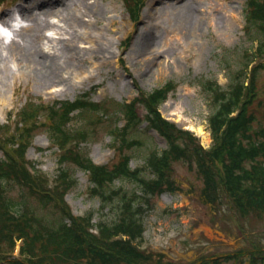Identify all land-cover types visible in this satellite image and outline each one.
Segmentation results:
<instances>
[{"label": "rangeland", "instance_id": "rangeland-1", "mask_svg": "<svg viewBox=\"0 0 264 264\" xmlns=\"http://www.w3.org/2000/svg\"><path fill=\"white\" fill-rule=\"evenodd\" d=\"M32 1L38 0H2L0 12L12 11L16 18V9L27 6ZM148 1L144 0L143 8L136 14L137 18L133 19L117 0H98L103 17H109L114 22L110 27L115 30L111 50L119 61L112 59L111 64L101 68L93 78L74 87L42 84L32 76L21 73L13 75L15 60L4 48H0V57H5L4 64L10 67L3 72L7 84L0 88V125L8 121L9 112L16 113L20 110L29 96L34 101L38 98L47 102L73 101L83 93L90 92L92 102L107 100L109 102L106 105H115L123 100L136 98L137 90L149 92L168 86L166 100L159 106L160 116L174 123L177 130H188L192 139L190 141L187 136L177 132L170 135L173 142L180 146L187 145V157L173 162L169 170L177 191L152 197L137 191L131 199L129 194L138 189L137 184L132 181H116L112 189L120 191L117 194L106 192L108 200L101 207L98 198H90V193H86V175L75 164H67L64 167L72 175V185L65 186L68 193H62L61 199L64 203L67 202L72 216H82L93 211L91 223H111L119 218L121 195L126 193V201H132V208L138 210L137 216L144 228L139 247L150 256L146 261L148 263L144 264H247V261L239 259L241 254L236 259L230 257L225 262H213L220 257H228L239 251L241 253L245 249L252 250L253 254L263 252L264 215L251 213L246 218L239 217L224 193L218 194L213 202L209 201L203 195V181L195 166L197 147L205 150L211 146L208 118L215 110L212 89L229 91L242 73L246 51L249 53L253 50L254 35L244 28L246 0H180L190 2L186 13L184 10L172 13L168 10L172 9L171 6L161 5L159 14L147 7ZM48 19L54 20L52 16ZM23 21L24 26L29 25L28 21ZM145 21L152 25L149 47L153 50L155 46H159L160 49L158 55L151 58L145 75L140 77L139 65L125 56L134 39L132 31L143 28L142 22ZM43 32L47 36L52 34L50 28ZM256 34L259 36L257 32ZM20 43L18 41L19 45ZM66 52L63 49L60 56L64 57ZM255 91L257 94L250 107L256 118L253 129L262 131L264 115L260 104L264 103V70L258 75ZM115 112L94 124L89 120H95L97 116L82 117V113H72L73 117L67 124L69 132L82 130L87 133L86 142L77 145L81 156L87 154L88 159L96 164H104L111 159L112 149L109 146H112L114 139L109 134L112 129H118L125 122L122 114ZM136 112L140 124L129 129L128 145L120 154V158H129V167L134 169L143 166L152 154H160L168 148L165 137L148 126L145 109L137 105ZM49 149L47 137L39 129L25 158L36 164L51 179L53 175H57L60 166L56 165V158ZM117 155L115 154L113 163L118 160ZM139 172L144 173L145 178L151 177L146 168H140ZM6 190L7 198L12 201H27V205L40 218L61 220L69 217L68 213L65 216L57 204L27 193L16 181H11ZM6 197L3 196L0 201ZM1 211L0 208V264H13L21 259L16 251L9 253L5 230H2L1 225ZM121 264L128 263L122 260Z\"/></svg>", "mask_w": 264, "mask_h": 264}, {"label": "trees", "instance_id": "trees-1", "mask_svg": "<svg viewBox=\"0 0 264 264\" xmlns=\"http://www.w3.org/2000/svg\"><path fill=\"white\" fill-rule=\"evenodd\" d=\"M245 31L252 32L254 39L257 40L255 52H264V1L262 0H248L245 7ZM256 32L259 34L257 36ZM262 50V51H261ZM247 63V59L245 64ZM244 64V65H245ZM243 65V66H244ZM261 69H264V62L258 63L251 68L249 74L242 71L239 76V80L234 82L233 87L229 91H221L219 88L212 89V97L215 100V110L213 114L208 118L210 124V134L212 138V146L209 150H202L201 147H197L195 153V166L197 172L203 181V195L209 201L213 202L218 194L224 193L225 197L235 206V209L241 218H246L251 213L257 215H264V128L262 131L254 130L255 116L250 111V107L255 100L257 92L255 91V83ZM259 72V73H258ZM258 73V74H257ZM247 80L245 86L243 79ZM170 87V86H169ZM217 87V86H216ZM210 92V91H209ZM167 90L166 88L156 90L148 95H143L142 98L137 99L136 102L130 104H119L118 106L101 104L100 106H106L105 114L103 117L112 114L113 111L119 112L125 118L124 126L122 127V134L118 135L116 139L120 140V146L118 149V160L110 165L95 166L91 163L86 155L81 156L80 152L76 150H68L61 158L62 163L75 164L83 171L88 172L89 181L95 186V190L91 189L92 196H98L103 205L106 204L108 197L105 195V190L112 191L113 194H117L120 189L115 191L112 185L115 181H132L137 184L138 189L132 191L129 194L131 199L137 194V191L142 192L145 196L152 197L154 195H160L161 193H175L177 187L174 181L170 177L171 164L180 159L187 157V145L180 146L170 139V135L173 136V132H177L179 135H185L191 141L190 134L187 132L179 131L172 123L163 120L158 114V106L165 100ZM136 104H142L145 107L146 117L145 120L148 126L158 132V134L165 137L168 142L167 150H163L160 154H152L151 158L146 160L143 167L147 168L151 177L145 178V174H140L139 169H131L129 167V158H120V154L123 152L122 147L128 145L126 134L129 129L136 128L140 124V119L136 113ZM259 104V103H258ZM264 115V103L260 104ZM99 106V108H101ZM93 103L87 101V97L83 101H79L76 105L64 107V110L68 108L69 112L75 109L82 113L84 116H94L100 109H94ZM92 108V109H91ZM82 109V110H81ZM104 110V108H101ZM97 110V111H96ZM238 111V112H237ZM57 114L54 118L58 119L52 128V136L50 137L53 143L63 145L69 137L75 136L79 132L69 134L64 131L66 121L63 120V112L56 110ZM59 112V113H58ZM88 112H91L88 114ZM115 112V114H116ZM237 112L235 115H233ZM100 121V120H99ZM91 122V120H89ZM115 128V127H114ZM116 133V129H112L110 134ZM61 136H63L60 141ZM114 139V138H112ZM21 154V153H20ZM197 157V158H196ZM13 172H17V176L13 173L6 172L2 175L5 178L2 180H10L14 178L27 193H30L27 189L28 186L33 183L29 175L25 174V164L17 166L13 169ZM140 174V175H139ZM71 173L66 167L60 168L57 171L55 177L56 180H66L72 185ZM33 180L37 179V175ZM1 187V183H0ZM25 187V188H24ZM102 190V191H101ZM38 196V195H37ZM122 201L119 203V218L112 221L115 228L114 232L118 234L126 235V242H113L108 249L109 252L91 251V255L98 264H118L119 257L122 256L128 259L135 260L137 263H143L144 259H148L141 252L132 247L131 242L137 238H141L144 231L143 225L138 219L137 211L132 208V201H126L127 194L124 193ZM120 196V198H121ZM43 198V197H42ZM119 198V199H120ZM45 201L49 202L46 198ZM21 199L18 201L8 203L15 207L16 212H8V216H13V221L21 222L22 217L18 213ZM9 206V205H8ZM34 221V228L31 229L29 234H23L26 245H31L35 248L37 245H42L41 242L53 238L60 231H66L65 223H59L54 229L53 222H41L37 218ZM8 221V220H7ZM38 223L43 233L36 234L40 230ZM12 225L9 223V226ZM109 225L105 223H97L98 235H92V240L96 244L101 241V236L109 230ZM78 247L75 250L67 249V254L77 251H88L83 249L84 241L75 244ZM230 257L223 259L227 261ZM258 258H255L250 254L249 264H258ZM42 264V263H41Z\"/></svg>", "mask_w": 264, "mask_h": 264}, {"label": "bare ground", "instance_id": "bare-ground-1", "mask_svg": "<svg viewBox=\"0 0 264 264\" xmlns=\"http://www.w3.org/2000/svg\"><path fill=\"white\" fill-rule=\"evenodd\" d=\"M167 2L149 0L147 7L156 14L161 12V5L171 6L172 9L168 10L172 13L181 10L186 13L190 8L189 1ZM16 12L29 25L22 26L9 45H3L0 40V48H4L15 60L13 75L21 73L32 76L42 84L74 87L93 78L101 68L116 59L111 50V39L115 30L110 27L114 22L109 17H103L98 0H50L49 3L38 0L29 2L27 6H20ZM49 16L54 20H49ZM13 19L12 11L0 12V23L10 25ZM142 26L143 28L132 31L134 39L125 56L139 65L140 77L145 75L151 58L158 55L160 49L159 46H155L153 50L149 47V31L152 25L145 21ZM47 28L52 31L50 36L44 35L43 31ZM18 41H21L20 45ZM63 49L67 50L64 57L60 56ZM4 58L0 57V88L7 84L3 72L9 66L4 64ZM116 61H119L118 57ZM85 67L88 69L85 70Z\"/></svg>", "mask_w": 264, "mask_h": 264}, {"label": "clouds", "instance_id": "clouds-1", "mask_svg": "<svg viewBox=\"0 0 264 264\" xmlns=\"http://www.w3.org/2000/svg\"><path fill=\"white\" fill-rule=\"evenodd\" d=\"M23 24L24 21L18 14L16 15V18L11 21L10 25L0 23V40H2L4 44L12 41Z\"/></svg>", "mask_w": 264, "mask_h": 264}]
</instances>
